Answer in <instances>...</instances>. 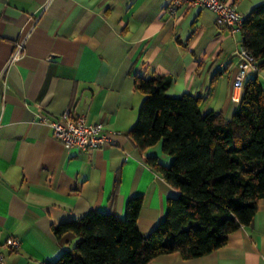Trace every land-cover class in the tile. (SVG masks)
Listing matches in <instances>:
<instances>
[{
    "label": "crops",
    "instance_id": "1",
    "mask_svg": "<svg viewBox=\"0 0 264 264\" xmlns=\"http://www.w3.org/2000/svg\"><path fill=\"white\" fill-rule=\"evenodd\" d=\"M247 17L264 0H224ZM170 0H0V245L20 243L4 264H42L71 249L72 234L56 238L52 227L78 221L89 211L123 220L128 199L141 198L137 229L146 236L177 196L146 164L168 167L161 144L139 151L128 137L144 95L138 77L170 80L166 95L188 94L202 113L231 120L244 86L231 36L209 10ZM24 55L8 65L14 43ZM264 90V70L249 71ZM69 110L102 124L112 145L87 152L66 150L39 122ZM148 264H264V199L251 222L221 248L196 259L161 255Z\"/></svg>",
    "mask_w": 264,
    "mask_h": 264
},
{
    "label": "trees",
    "instance_id": "2",
    "mask_svg": "<svg viewBox=\"0 0 264 264\" xmlns=\"http://www.w3.org/2000/svg\"><path fill=\"white\" fill-rule=\"evenodd\" d=\"M240 35L257 71L264 70V4L249 13ZM169 84L160 76L136 78L144 100L128 132L139 151L160 143L171 157L168 167L146 159L177 191L166 201L165 218L143 236L137 229L140 197L128 199L123 220L89 211L52 227L56 238L72 234L75 242L56 261L42 264H148L169 254L196 259L224 246L254 218L264 199V90L258 78L246 75L229 121L219 113L203 114L199 98L166 95Z\"/></svg>",
    "mask_w": 264,
    "mask_h": 264
},
{
    "label": "built area",
    "instance_id": "3",
    "mask_svg": "<svg viewBox=\"0 0 264 264\" xmlns=\"http://www.w3.org/2000/svg\"><path fill=\"white\" fill-rule=\"evenodd\" d=\"M181 7L190 9L209 10L216 15L217 23L225 28L231 36L241 32L246 17L239 13L236 6L226 3L224 0H170L168 12L174 14ZM24 55L23 41L14 43L12 53L8 59V65H15ZM239 71L235 79V87L243 88L244 80L249 71H257L253 57L240 46L235 52ZM39 122L48 126L52 134L64 149L77 152H87L91 149H100L112 145L113 141L102 124H91L85 114L72 115L69 110L52 118L42 116ZM20 243L13 237H8L0 245V264H4L5 253L15 252Z\"/></svg>",
    "mask_w": 264,
    "mask_h": 264
}]
</instances>
